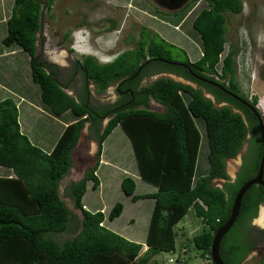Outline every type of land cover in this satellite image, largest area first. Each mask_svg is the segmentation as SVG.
Returning <instances> with one entry per match:
<instances>
[{
  "label": "trees",
  "instance_id": "trees-1",
  "mask_svg": "<svg viewBox=\"0 0 264 264\" xmlns=\"http://www.w3.org/2000/svg\"><path fill=\"white\" fill-rule=\"evenodd\" d=\"M202 1L206 7L192 20V29L200 38L201 56L191 62L185 54L182 60L173 62L184 64L193 74L239 95L234 78L235 52L229 49L225 53L226 14H240L242 1ZM53 2L14 0L2 45L19 49L29 57L31 80L39 88L43 107L55 117L67 115L74 121L46 153L20 132L13 101L0 100V167L11 173L10 178L0 177V264H150L163 252L173 256L174 264H188L184 259L189 253L188 245H176L175 228L191 208L203 228L189 242L201 258L210 262L213 235L228 219L239 187L258 168L261 144L256 118L218 88L196 80L188 69L164 63L163 60L171 61V50L176 47L147 29H142L133 49L120 52L109 64L83 56L74 65L73 75L79 74L85 84L92 83L98 95L113 84L120 86L119 91L130 89L128 93L119 94L117 102L98 108L89 102L86 87L79 94L69 95L65 90L69 89L71 79L61 83L58 68L37 53L42 8L49 11ZM176 13H172L174 17ZM147 33L149 37L144 38ZM162 73L185 79L197 88L169 77L139 86L144 78ZM133 98V103H128ZM241 98L255 108L256 97L250 101L242 95ZM151 99L164 107L162 113L149 110ZM103 117H108V122L99 134ZM196 122H202L206 144L207 167L201 175L196 170L201 143ZM85 123L97 134L99 145L119 126L130 140L140 179L156 188L153 194L135 196L132 179L126 177L121 182L122 193L133 202L147 198L154 201L144 242L147 248L142 254V244L126 240L103 226L102 212L83 209L81 200L87 183L91 182L93 189L99 185L96 165L81 180L65 188L73 208L81 213L79 231L62 243L55 239L69 232L72 213L59 188L71 169V153ZM248 135L250 151L244 161L249 168L244 175L239 173L234 182H228L226 161L236 157ZM214 180L225 183L218 188L213 185ZM262 202L263 186L253 185L244 194L236 222L220 243L223 264H240L244 259L240 240L234 239L226 248L227 239L239 224L246 226L245 222L255 216V207ZM122 210L123 205L116 203L107 220L113 221ZM182 249L186 253H180ZM166 261L161 264H167Z\"/></svg>",
  "mask_w": 264,
  "mask_h": 264
},
{
  "label": "rangeland",
  "instance_id": "rangeland-1",
  "mask_svg": "<svg viewBox=\"0 0 264 264\" xmlns=\"http://www.w3.org/2000/svg\"><path fill=\"white\" fill-rule=\"evenodd\" d=\"M241 1L243 9L240 14H226L227 42L225 53L229 49L235 52L234 78L239 85L240 94L247 98L248 101L256 97L255 107L260 111V116L264 118V0ZM185 6L187 7L184 10ZM205 7L206 5L202 0H54L49 11L45 7L42 8V27L37 36V51L45 62L48 61L59 67V71H61L59 80L61 83L65 84L69 79H72V83L69 81V89L65 91L73 96L75 90H77L76 86L79 78L68 74L70 71V57H78L79 59L83 56H91L95 59L100 56L108 57L112 55V57H115L120 52L133 49L142 29L149 30L144 25L151 26L158 33L162 32L164 36L162 39L176 47L175 50H171L170 62L182 60L185 54L191 62H196L200 58L201 48L200 38L192 29V17H195ZM175 12H177L176 15L183 22L181 28L175 27L179 31L174 30V22L170 19L174 16L172 13ZM178 24L181 25L180 23ZM3 30L4 32L6 31L5 28ZM158 33L156 34L159 35ZM66 34H68L67 37L65 36ZM143 37L148 38L149 34L147 33ZM13 58L20 65L21 61H25V54L19 52ZM21 67L23 68V64ZM10 70L11 74L14 70L16 71V85L22 84L23 86L24 75L22 76L21 69L11 64ZM62 70H66V72H62ZM217 71H219V66ZM161 77L174 78L175 76L164 73L152 75L144 79L143 85H148ZM80 79L82 80L81 82H84L81 76ZM183 82L186 83L185 85L197 88L195 84L185 79H183ZM26 84L32 88V92L36 93L34 100L36 104L41 103L38 86L33 83L31 85L29 83ZM116 85H111L103 94L98 95L95 91V86L88 82L86 86L90 93L91 104L98 107L112 104L119 96L116 92ZM205 96L209 95L205 94ZM36 104L35 106H37ZM155 105V102L151 101L150 109L163 110L161 107L159 109L155 108ZM21 110L19 112L23 113ZM243 118L245 119L244 116ZM200 123L196 122L201 134L196 167L197 174L204 172L207 167L206 144L203 138L204 130L202 122ZM246 124H248L247 121ZM41 126H37L35 122L34 130L38 136L41 135L37 132L41 129ZM247 140L248 138L244 141L236 157L226 161L225 170L229 178L228 182L233 181L241 155L246 151ZM113 145L114 143L107 146V149ZM73 160L69 174L61 181L59 188L62 200L72 213L69 232L55 237L60 243L72 238L79 231L81 220V213L73 208L71 199L65 194V188L71 183L81 180L84 174L91 169L90 166L86 167V165L76 161L75 158ZM92 162L93 159L90 165ZM224 183L225 181L223 180L213 181V185L218 188H222ZM142 185L146 184L142 183ZM146 186L151 190L150 192H153V188H150L151 186ZM143 192L140 187H137L135 196H140L139 194ZM89 195L92 197L86 200V204L89 202V205L96 206V204H99L96 195H93V191H90ZM107 200L112 202L109 210L116 203L124 206L123 214L119 218L117 217L118 219L115 218L112 224L119 226V228L123 229V232L128 233V231H124L125 221L133 217L136 218L135 223L131 225V230L135 233L132 236L135 241H139L138 244L144 243L147 235V217L149 214L148 209L145 207L148 203H152V199H139L133 202L130 197L121 192L119 195H109ZM258 216L257 223L264 227V210L262 208ZM111 222L106 221V227L109 229L110 225H112ZM202 228L203 226L201 227V222L195 216L192 208L175 228L178 233L176 245H188L189 253L184 256L188 264H210L208 260L201 258L200 253L189 242L194 235L201 233ZM168 257L169 255L166 253H160L150 264H161ZM250 264L253 263L251 262Z\"/></svg>",
  "mask_w": 264,
  "mask_h": 264
},
{
  "label": "crops",
  "instance_id": "crops-1",
  "mask_svg": "<svg viewBox=\"0 0 264 264\" xmlns=\"http://www.w3.org/2000/svg\"><path fill=\"white\" fill-rule=\"evenodd\" d=\"M13 3L14 0H0V100L10 99L13 101L18 111V123L20 132L27 137L31 144L33 143L36 147L40 148L46 153H49L56 144L63 130L67 125L73 123L74 119L70 116L68 117L67 115L63 117H55L51 115L41 103H39L38 105L36 104V102L34 101L36 93L32 92V88L26 84L29 83L31 85V83H33L30 76L29 57L19 49L13 47L7 48L2 45V39L7 34V30L4 32L3 29H6V22L11 16ZM193 18L194 17H192V20ZM170 19L172 20V22H174V30L179 31V29H175V27L178 26L179 28H181L183 22L180 20V18H178L177 15L175 17H171ZM178 23H180L181 25H179ZM144 27L148 28L154 33H158V31L154 30L151 26L144 25ZM158 34L161 38L164 37L162 32ZM19 52L25 54L24 62L19 59V61H21V63H19L20 65H18V63L14 61L16 59L13 58L14 56H17ZM11 64L21 69L22 76L24 75L23 86L22 84L16 85V71L14 70L11 74ZM22 64L23 68L21 67ZM151 101L153 100L151 99L149 101L150 105ZM35 104L37 106H35ZM155 104V108L159 109L161 107L163 108V110L157 111L151 110L150 108L149 110L152 112L162 113L164 111V107L156 102ZM19 110H21L23 113L19 112ZM34 121L36 122L37 126L42 125L41 129L37 131L39 134H41L39 136L34 130ZM107 122L108 117L101 120L99 125V134L103 131ZM112 143H114V145L111 148L107 149V146L112 145ZM71 158L73 162V159L75 158L76 161L81 162V164L86 165V167L90 166V168H92L95 165L97 166L95 175L98 178L99 185L96 189H93L92 183H87L86 192L82 197L81 203L83 209L90 213L102 212L104 214L105 220L103 222V226L105 228H107V212L110 211L109 209L112 204V202H108L107 198L109 197V195H119V193L122 192L121 182L124 178L129 177L134 182V195H136L137 187H140L144 191L139 195H145L147 192V194H153L156 192V188L154 186L143 182L140 179L130 140L127 138V136L119 126L115 127L107 136V138L99 145L97 134H95V132H92L89 123H85L84 127L80 131L77 144L72 150ZM92 159L93 162L90 165ZM205 170L204 172H200L197 175L204 174ZM10 176L11 173L8 170L0 167V177L10 178ZM142 183L151 186L150 188H153V192H150L151 190L146 185H142ZM90 191H93V195H96L97 197V201L99 202V204H96V206L89 205L90 202L88 204L85 203L87 199L92 197L91 195H89ZM151 201L152 203H148V205L145 207L146 209H148L149 213L147 217L148 222L146 233L148 231L149 221L154 206V201ZM123 211L124 209L122 210L121 214H123ZM133 218L127 219L125 221L124 231H128V233L123 232V229L119 228V226L113 225V221L111 222L112 225H110V229H107L119 236H122L126 240L139 243V241H135L132 236L135 233L133 230H131V225H133L136 220V218ZM141 244L143 245L141 252H144L147 247L144 243Z\"/></svg>",
  "mask_w": 264,
  "mask_h": 264
},
{
  "label": "flooded vegetation",
  "instance_id": "flooded-vegetation-1",
  "mask_svg": "<svg viewBox=\"0 0 264 264\" xmlns=\"http://www.w3.org/2000/svg\"><path fill=\"white\" fill-rule=\"evenodd\" d=\"M37 53H38V51H37ZM69 60H70V63H69L70 71H69L68 74L71 76V75H73V72L72 71L74 70V65L76 63H78L79 58L78 57H75V58H73V57L71 58L70 57ZM46 63L52 64V65L56 66L55 64L50 63L48 61ZM57 68H58V70H60L59 67H57ZM64 71L66 72V70H62V72H64ZM76 75H77V78H79V81H77L78 82L77 83V86H76L77 87V90H75V93H78L79 94V93H81V91L85 87L87 88V86H86L87 83L85 84L84 82H81L82 80L80 79L79 74H76ZM153 75H157V74H153ZM146 78H144V79H146ZM73 79H75V78H73ZM144 79L141 81V83H140L139 86H143ZM71 80H70V83H72ZM119 87L120 86L117 84L116 85V92H117L118 95L119 94H125V93H128L130 91V89H128V88H125V90H123V91H119ZM89 95H90V93H89ZM238 96L241 97L240 93H239ZM119 97H120V95L118 96V98L114 102H117V100L119 99ZM133 100H134V98L132 99V101H129L128 103H133ZM89 102H90V99H89ZM148 106H149V108H151V105L150 104ZM95 107L97 108L98 106H95ZM103 118L106 119L107 117H103ZM247 138H248V140H247V148H246V151L241 155L240 163L237 166V172L235 173L232 182H234L236 180V178H237V176H238L239 173H242L244 175L247 172L248 168H249L247 166V164H245V161L244 160L247 157L246 155L250 151V149H249V139L251 138V135H248L246 137V139ZM256 173H257V171H256ZM256 173L253 175L252 178H254L256 176ZM263 182H264V175H263ZM256 186H258V185H256ZM259 186H261V185H259ZM261 208L264 210V202L260 203L257 207H255V216L252 217V218L250 217L245 222V224H246L247 227L246 226H242V224H239L237 226V228H236L237 229L236 232L233 235H230L229 238L227 239L228 242H227L226 248H228V246L233 242L234 239L240 240V243L239 244L242 246L241 247L243 249L242 252L245 253V257H244V259L242 260V262L240 264H250L251 262L253 264H264V227H261L257 223V219L259 217L258 216L259 215V211H260ZM228 254L229 253H227V255Z\"/></svg>",
  "mask_w": 264,
  "mask_h": 264
},
{
  "label": "water",
  "instance_id": "water-1",
  "mask_svg": "<svg viewBox=\"0 0 264 264\" xmlns=\"http://www.w3.org/2000/svg\"><path fill=\"white\" fill-rule=\"evenodd\" d=\"M163 62L164 63H168L170 65L184 67V68L188 69L190 75L192 77H194L196 80L218 88L220 91H222L223 93H225L229 97L233 98L234 100H236L237 102H239L240 104H242L246 108H248L250 110V112L254 115V117L256 118L257 123H258L259 137H260V144H261V147H260L261 148V153H260V157H259V164H258L256 176L254 178L250 179L249 181H246L245 183H243L239 187L237 192L235 193V195L233 197L232 205H231V208H230L228 219L215 232V234L213 235V238H212L211 246H210V263L211 264H223V261L221 260V257H220V254H219L220 243H221L222 239L224 238V236L227 234V232L232 228V226L234 225V223H235V221L237 219V216H238V213H239L240 204H241V200H242L244 194L253 185H261V186L264 187V182H263V175H264V124H263V120H262V118L260 116V111L256 107L255 108L252 107L246 100H244L240 96H238V95L226 90L220 84H218V83H216L214 81H210V80L204 79L202 77H199V76L193 74L191 72V70L188 68V66H186L184 64L177 63V62H169V61H165V60H163ZM140 69H139V71H140ZM169 78H171V77H169ZM171 79L176 81V82H180L182 84H186V83L183 82V79L178 78L176 76L174 78H171ZM205 97L208 98V99H212V97L210 95L209 96H205Z\"/></svg>",
  "mask_w": 264,
  "mask_h": 264
},
{
  "label": "clouds",
  "instance_id": "clouds-1",
  "mask_svg": "<svg viewBox=\"0 0 264 264\" xmlns=\"http://www.w3.org/2000/svg\"><path fill=\"white\" fill-rule=\"evenodd\" d=\"M84 34V33H83ZM118 55V54H117ZM116 55V56H117ZM115 56V57H116ZM89 57H91V56H89ZM115 57H112V55L111 56H108V57H102V56H100L99 58H94L99 64H102V65H104V64H109V63H111L112 61H113V59L115 58Z\"/></svg>",
  "mask_w": 264,
  "mask_h": 264
},
{
  "label": "built area",
  "instance_id": "built-area-1",
  "mask_svg": "<svg viewBox=\"0 0 264 264\" xmlns=\"http://www.w3.org/2000/svg\"><path fill=\"white\" fill-rule=\"evenodd\" d=\"M198 203H199V205H200L204 210H206V206H205V205H203L200 201H198ZM180 253H182V254H183V253H186V250H185V249H182V250L180 251ZM181 261H182V260H181ZM166 262H167V264H174V258H173V256H170ZM181 263H183V261H182Z\"/></svg>",
  "mask_w": 264,
  "mask_h": 264
}]
</instances>
